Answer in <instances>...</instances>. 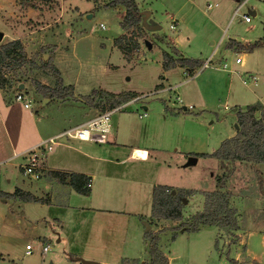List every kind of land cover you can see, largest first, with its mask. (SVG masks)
<instances>
[{"label":"rangeland","instance_id":"obj_1","mask_svg":"<svg viewBox=\"0 0 264 264\" xmlns=\"http://www.w3.org/2000/svg\"><path fill=\"white\" fill-rule=\"evenodd\" d=\"M134 1L140 10L149 12L147 18L155 21L159 28L147 29L140 22L138 25L121 27L119 21L122 19L124 7L111 0H0V31L2 32L0 43L10 40L11 37L19 38L26 58L33 62V64L25 62L16 68L8 65L2 69L8 78V83L3 87L11 94L14 101L7 104L11 112H5L2 120L0 119L8 132L12 133L15 126L23 135L20 142L25 141L30 134V119L25 117L29 111H37L50 121L54 119L61 121V117H64V123L69 125L80 118V108L84 105H93L96 111L105 110L108 98L92 90H109L114 94L131 93V97H126L123 101L128 103L122 109L128 108V104L134 107L133 105L140 102L159 103L164 99L170 101L169 106L179 107L178 110L181 111L182 105L189 101L194 106L187 109L186 112H189L187 116L195 117L196 121L194 123L186 121L185 125L191 127L193 124L191 129L197 138L195 149L211 152L222 139L229 136L228 133L232 134L238 128V125L237 128L234 126L236 117L235 113H231L228 97L225 98L222 93L215 94L213 99L216 102L211 104L214 111H207L205 115H201L202 113L196 110L197 102L192 98L177 103L175 96L185 95L184 88L195 84L193 74L202 75L210 66L212 68L213 65L225 61L228 67L238 68V64L233 61L237 54L242 55L248 68L259 75L261 80L256 85L255 91L264 104V44H257L250 50L239 51L226 45L230 41L229 36L244 41L257 39L264 34V2L258 4V10L254 15H251L249 10L251 4L258 0H248L238 13L232 15L233 0ZM207 3L216 4L207 8ZM243 13L251 18L249 22L242 20ZM172 20L175 24L174 29L168 26ZM213 20L218 24L213 23ZM173 36L179 41V48L184 57L201 60L192 73L176 67L172 68L173 70L161 68V51L173 52L174 47L171 44ZM220 37L219 46L210 55ZM146 39L150 42L149 47L144 43ZM211 39L212 43H210ZM258 45L260 46L256 48ZM46 60L59 71L61 86L64 88L62 95L54 93L50 97H43L32 83L36 80L41 84L54 86V76L40 68L41 62ZM205 60L208 63L200 68ZM203 78L198 81L199 85L202 84ZM184 79L185 82L182 83ZM174 80L181 82L179 81L173 88L152 92ZM20 82L23 83L22 87L18 86ZM69 84L71 88L67 87ZM213 88L214 91L217 90L216 86ZM17 90L29 99L28 108L23 107L21 101L14 100ZM140 94L144 96L131 100L133 96ZM43 98L46 100L43 101ZM224 103L227 108L223 107ZM65 107L67 110H63ZM261 109L263 108H258L255 115H258ZM155 110L154 108L148 112L156 118L149 129L153 134L162 128L160 122L158 123V110ZM116 112L118 110L113 111L110 117ZM18 120L23 123L22 127L18 125ZM179 120L178 125H184V121L179 123ZM175 135L178 137L177 132ZM156 136L164 143L163 135ZM67 138L72 141L71 137ZM75 142L77 143V140ZM44 144L51 146L53 143ZM147 145H150V142ZM46 150L45 147L37 157L39 158L40 154L45 155ZM7 151V144L0 138V157L7 155ZM27 155L28 152L25 151L19 156L1 162L0 188L12 191L17 185L35 189L33 191L42 197L50 195L48 189L43 190L45 177L33 178L29 174L22 173L19 164L27 162ZM197 156V159L189 162L187 166L174 167L169 171L158 170L156 173L157 179L171 184L173 188L191 190L185 196L182 216L179 220L149 218V213L147 216L143 214L140 217L130 218V221L135 220L138 224L142 221L148 223L150 220L151 226L149 225L148 229L157 233L156 246L165 248L166 254L173 256L171 264H264V161ZM188 158L189 156L185 161ZM225 173L228 175L224 179V186L219 188L216 185V177ZM42 175L41 173L38 177ZM6 178H9L8 182ZM212 190L228 193V202L234 209L236 226L229 228L216 224H201L195 230L183 228L184 230L174 234L170 233L169 228L172 229L174 226L175 229L179 228L176 226L178 222L187 220L192 213L202 208L204 192ZM4 199L7 198L0 197V264H48L49 262L79 264L82 260L96 262L117 260L119 264L124 262L122 259L124 254H120L119 249L123 239L127 243V229L129 232L131 230L127 228L125 221L117 225L115 222L119 221L114 220L116 226L110 227L115 230L112 232L114 234L111 233L112 238L109 243L105 244L110 248H101V245L98 246L95 242L80 245L69 239L63 230L60 231L59 227L52 223L43 224L44 230L37 227L33 236L30 232L31 228L17 230L13 226L12 217L8 215L9 202L3 201ZM26 210L30 213L42 214L44 209L34 206ZM4 215L6 221L2 219ZM92 221L93 218L90 222ZM141 224L144 228V223ZM154 227L157 228L155 231ZM58 237L59 240H56ZM25 241L31 244L29 254L24 253ZM145 243L147 244L145 252L142 246L139 248L142 251L139 256L142 254L144 256L141 261L135 259L136 264H148L150 253L147 239ZM44 244L48 245V249L42 252L41 247ZM131 247L132 244H129L125 248L126 255L133 251L139 253L138 246L134 245L135 250ZM75 251L86 254H76V259L71 260L70 252Z\"/></svg>","mask_w":264,"mask_h":264},{"label":"crops","instance_id":"obj_2","mask_svg":"<svg viewBox=\"0 0 264 264\" xmlns=\"http://www.w3.org/2000/svg\"><path fill=\"white\" fill-rule=\"evenodd\" d=\"M247 1L248 0L236 9L238 0H233L231 6L232 15L238 13L239 9H241ZM262 2H264V0H258L251 4L249 10L251 15L256 14V10H258L259 7L258 4ZM208 4L210 3H207L206 7L210 8L216 3ZM179 14L182 16V13L179 12ZM244 14L246 13H243L242 16ZM250 20L251 18L249 17V20L245 22H249ZM212 22L216 25L218 24L215 20ZM12 38L13 37L9 39ZM259 38L260 37L257 39ZM228 39L230 41H228L226 45L237 51L243 49L248 50L245 48V45L257 40L241 41L235 36H229ZM212 42L211 39L210 43ZM220 42L221 37L218 39V44L211 50L210 55L217 49ZM171 44L174 47V51L170 53L173 57L185 56L179 48V41L176 37H171ZM259 46L260 45L256 46V48ZM236 56H239V61L237 62L234 60ZM234 58L233 61L235 64H238V68L228 67L225 62L226 64L224 66L213 65V69L210 66L202 75H200V73L197 75H195L196 73L193 74L195 84L191 87H185L184 90H186V94L178 97L180 101L176 98V102L181 103V101L186 100V98H190L189 100L193 99L194 102H197V105L195 103L196 110L200 111L202 113L201 115H205L207 111H214L211 105L213 102H216L213 99L214 95L222 93L225 98L228 97V105H231L232 110L231 113H234L235 107L243 109L247 104H257L258 108L264 109V104L260 101L255 91L256 85L261 80L259 75L248 68L245 58L242 57V55L237 54ZM174 67L186 71L184 67L179 65L170 68L172 69ZM170 68L163 70H170ZM247 75H251L253 78L246 79ZM202 77H204L206 81H204L203 78L202 84L199 85L198 81ZM179 81L180 80L171 81L170 84H166L165 86L170 85L171 88H173ZM184 82L185 79L182 80V83ZM213 86H216L217 90L214 91ZM254 96L256 98H254ZM9 102H14L12 101L11 94L8 93L4 87L0 88L1 120L5 112H11V110L8 109ZM169 102L170 101L164 99L159 102L161 104L158 102L144 101L137 104L139 107L137 105H133L134 107H132L130 106L131 104H128V108L126 107L122 110H118L113 117L109 118L110 131L107 135V140L104 142H92L73 137L70 138L72 141L67 137H61V140L54 142L50 148L45 151V155L40 154L41 156L39 155L37 160V170L39 174L42 173L44 175L38 178L45 177L46 180L43 190L48 189L52 196L47 195L46 197H42L33 191L35 189H31L30 187L14 186V188L29 192L35 198L42 200V202L9 197L4 199L3 201L9 202L8 215L13 219V226L17 230L31 228L32 230L30 232L33 236L37 227L44 230L45 227H43V224H46V222L52 223L56 224L60 231L63 230L67 237L76 244L81 245L95 242L98 246L101 245V248H110V246H105L106 243H109L110 238H112L111 235L114 234L112 232H115V230L110 227L116 226L113 223L114 220L119 221L115 222L117 225L125 221L127 228L131 230L129 232L127 229V243H125V239L121 242L119 249L120 254H124L122 259H138L141 261L144 254L139 256L142 252L139 248L142 246L145 252L147 245L143 238V231L145 228H143L141 224L145 222L142 221L136 224V221L132 220L131 222L130 218L140 217L143 214L147 216L150 213L151 189L154 184H165L173 188L171 184L157 179L156 173L158 170L163 171V169H168L169 171L171 169L173 170L174 167L187 166L189 163L188 160L185 161L187 156H194L196 160L198 157L196 155L197 153L205 152L195 149L197 138L191 129L193 124L191 127L185 125L186 121L187 123H194V121H196L195 117L190 118L187 116L189 112H186L188 110L185 108V105L191 103L189 101H187L188 103L186 104L183 103L185 105H182V110L180 111L178 110L179 107L169 106ZM225 103L227 104V102ZM225 103L223 107L227 108ZM193 106L194 105H192V108ZM154 108L156 109L155 111L158 110V123L160 122V126L162 127L161 130H157L156 134H153V132L149 130L156 118L151 114L149 115L148 112ZM63 110H67L66 107L63 108ZM80 110V118L73 123H69V125L64 123V117H61L62 122L60 119H58V121L55 119L50 121L47 120L45 116L38 114L37 111H29V116L26 115L25 117L30 119V134L25 141L22 140V142H20V138L23 137V135H21L20 129H16L15 126H13L14 130L10 133L6 130L5 124L0 120V138H2L3 142L5 141L8 147L7 155L0 157V164L3 161H8L13 157L19 156H13L14 153L21 152L43 138L52 136L60 132L63 128L78 124L100 112L96 111L93 105H84ZM194 115L196 114L194 113ZM52 117L53 116L50 118L52 119ZM178 120L179 123L180 121H184V125H178ZM18 125L22 127L23 123L18 120ZM175 132L178 133V137L175 135ZM158 134L159 136L163 135L164 143L159 141L158 136H156ZM230 134L231 133H228L227 135L230 136ZM150 137L151 140H149ZM76 140L77 143L75 142ZM149 142L150 145H147ZM140 153L143 154L139 155ZM170 162L173 163L171 164ZM19 166L21 169L20 164ZM48 170H64L67 172L85 174L89 178L87 193L83 194L74 190L73 187L67 183L68 179L66 182L57 181L54 177L50 176ZM5 180L8 182L9 178ZM53 195H55L56 198L53 197ZM34 206L44 209L43 213L34 214L26 210V208L28 209ZM91 218H93L94 221L90 222ZM149 218H151V216H149ZM2 219L6 221V215L2 216ZM84 219H86V221ZM160 220L164 219L160 218ZM149 225L151 226L150 223L148 226ZM156 229L155 227L153 228L154 231ZM169 229L172 234L184 230L182 227ZM56 240H59V237L56 238ZM26 243L28 242L25 241L23 243L24 253ZM129 244H132L133 247L131 248L133 250H135L134 245L138 246L137 249L139 253L137 254L133 251V253H128L129 255H126L127 249L125 248H127ZM159 249L161 248L159 247ZM161 251L167 257V264H171V259H173L171 257L173 256L167 255L165 248H162ZM76 252L78 251L70 252L74 256L69 253L71 260L76 259V254H86L85 251V253ZM114 262L118 261L113 260L109 262L101 260L98 263L113 264Z\"/></svg>","mask_w":264,"mask_h":264},{"label":"trees","instance_id":"obj_3","mask_svg":"<svg viewBox=\"0 0 264 264\" xmlns=\"http://www.w3.org/2000/svg\"><path fill=\"white\" fill-rule=\"evenodd\" d=\"M115 4L124 7L122 19L119 21L121 27L138 25L141 21L142 12L138 9L134 0H111ZM264 44V34L257 40L245 45L250 50L257 44ZM133 45L135 42L133 41ZM174 51V50H173ZM25 62L33 64L24 54L23 46L19 38H12L0 43V88L8 83V78L3 72L6 66L10 65L16 68ZM201 63L199 58L184 56L173 57L165 50L161 51V68L168 69L175 65L182 66L187 72L192 73L193 69ZM43 71L50 72L55 78L54 86L50 87L33 80L35 88L41 92L43 97H50L54 93L62 95L63 86H61V77L58 69L47 60L41 62ZM67 87L71 88L69 84ZM94 93L106 95L108 104L106 109L111 108L131 97V93L114 94L109 90H92ZM256 104H247L243 109L234 108L236 123L238 128L235 132L220 141L218 146L211 152H199L200 156H212L217 159L227 160H251L254 162L264 161V109L259 110L258 115L255 111L258 109ZM105 108V107H104ZM51 177L59 182L70 184L74 190L79 193H87L88 176L82 173L67 172L64 170H48ZM228 174H221L216 177V185L219 188L224 186V179ZM191 192L188 188H172L165 184H154L151 189L150 216L152 218H169L179 220L182 216V206L185 196ZM202 208L192 213L187 220H182L176 224L186 230H195L201 224H216L234 228L236 221L234 209L229 205L228 193L226 191L212 190L204 192ZM1 198H18L21 200L41 201L35 198L27 191L14 188L11 192L0 189ZM176 227H172L175 229ZM143 238L148 240V251L150 259L148 264H167V257L156 246L157 233L150 229H145ZM122 264H136L135 259H124Z\"/></svg>","mask_w":264,"mask_h":264},{"label":"built area","instance_id":"obj_4","mask_svg":"<svg viewBox=\"0 0 264 264\" xmlns=\"http://www.w3.org/2000/svg\"><path fill=\"white\" fill-rule=\"evenodd\" d=\"M246 0H238V4L236 6V9L242 5ZM215 4V3H214ZM210 5V4H208ZM236 11V10H235ZM242 20L243 21H248L249 20V16L247 14H244L242 16ZM100 25L102 26V23H100ZM169 28L174 29L175 28V24H174V20H172L169 23ZM234 60L237 62L239 61V56H236L234 58ZM208 63L207 60L203 61L202 65L200 66V68H202L203 66H205ZM225 61L220 63L219 65H225ZM249 78H253L251 75H247L246 79ZM171 86H164V87H159L154 89L152 92L154 91H160L163 89H170ZM142 96H144L143 94L140 95H135L131 98V100H135V99H139ZM175 98L178 99V97L176 96ZM14 99L17 101H21L23 107L28 108L29 107V99L25 98L24 94L20 91L17 90L16 93L14 94ZM130 100V101H131ZM179 100V99H178ZM180 101V100H179ZM128 103L127 102H121L111 108L102 110L100 112H98L96 115L76 124L73 126H70L68 128H64L62 131L52 135V136H48L46 138H43L42 140L36 142L35 144H33L32 146H30L29 148H26L25 150L14 153L13 155H20L22 152L27 151L28 155H27V162H25V164L21 165L22 168V173L23 174H29L31 177L33 178H38L39 176V171L37 170V154L39 152H42L45 147L47 149L50 148L49 145H45L44 143L46 142H50V143H54L58 140L61 139V137H73V138H77V139H81V140H89L92 142H104L107 140V135L110 131V122H109V118H110V114L113 111H117V110H121L122 107ZM185 108L189 109L192 108L191 104H186ZM48 248L47 244L42 245L41 247V251L44 252L46 251ZM31 252V244L30 243H26L25 244V253H30ZM81 264H92L90 262H82ZM113 264H119L118 262H114Z\"/></svg>","mask_w":264,"mask_h":264},{"label":"water","instance_id":"obj_5","mask_svg":"<svg viewBox=\"0 0 264 264\" xmlns=\"http://www.w3.org/2000/svg\"><path fill=\"white\" fill-rule=\"evenodd\" d=\"M142 12V16H141V21H140V23H141V25H143V26H145L147 29H155V28H158L159 27V25L155 22V21H153L152 19H150V18H147V16H148V11H146V10H142L141 11ZM1 37H2V32L0 31V39H1ZM144 43L146 44V46H150V42L146 39V40H144ZM18 86L19 87H22L23 86V83L22 82H20L19 84H18ZM44 100H46V98H43V101ZM234 126H235V128H237V124L235 123L234 124ZM188 161L189 162H193V161H195V157L194 156H190L189 158H188ZM148 224L145 222L144 223V228L145 229H148ZM82 262H90V263H92V264H99L98 262H96V261H90V260H82ZM48 264H52L51 262H49Z\"/></svg>","mask_w":264,"mask_h":264}]
</instances>
